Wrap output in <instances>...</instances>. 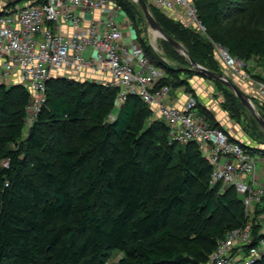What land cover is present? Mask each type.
<instances>
[{
	"label": "trees",
	"instance_id": "trees-1",
	"mask_svg": "<svg viewBox=\"0 0 264 264\" xmlns=\"http://www.w3.org/2000/svg\"><path fill=\"white\" fill-rule=\"evenodd\" d=\"M113 1L135 28L144 21L137 5ZM226 2L195 1L207 37L148 7L209 71L221 73L212 43L264 64V33H253L247 10L231 11ZM140 44L165 71L157 87L190 91L181 78L190 74L188 64L173 69ZM214 83L229 98L223 109L237 119L242 106ZM115 97V90L94 83L52 78L45 105L24 135L30 96L21 86H0V264H104L111 252L120 254L113 264H204L217 242L246 222L235 191L210 185L212 168L198 146L170 143L158 120L146 126L152 112L138 98L129 97L108 123ZM197 109L221 129L207 110ZM256 215L264 222V202ZM258 230L254 224V235Z\"/></svg>",
	"mask_w": 264,
	"mask_h": 264
},
{
	"label": "built area",
	"instance_id": "built-area-1",
	"mask_svg": "<svg viewBox=\"0 0 264 264\" xmlns=\"http://www.w3.org/2000/svg\"><path fill=\"white\" fill-rule=\"evenodd\" d=\"M195 1L145 0L185 29L207 37ZM124 17L113 0H29L22 7H7L0 14V86H21L28 92L26 119L42 110L46 84L57 77L115 90V107L138 98L167 127L171 143L198 146L212 168L210 185L221 191L232 188L242 203L246 222L218 241L204 264H257L264 258V222L256 215L264 202V166L260 174L256 171L261 154L212 127L199 115L192 95L182 107L169 105L171 88L157 87L165 71L137 43H124ZM212 45L220 68L243 83L254 105L264 107V64L259 58L240 60ZM254 224L259 225L255 235Z\"/></svg>",
	"mask_w": 264,
	"mask_h": 264
},
{
	"label": "rangeland",
	"instance_id": "rangeland-1",
	"mask_svg": "<svg viewBox=\"0 0 264 264\" xmlns=\"http://www.w3.org/2000/svg\"><path fill=\"white\" fill-rule=\"evenodd\" d=\"M15 1H18V0H0V14H2L7 7L11 8L12 6H15V5H16V7H22L29 2V0H21V1L17 2L16 4H14ZM127 1L136 5L132 0H127ZM12 4H14V5H12ZM226 7L228 9H230L231 11H233L234 9L241 10V11L247 10L246 16L249 17L248 20L249 21L252 20L253 24H254L253 33H255V34L264 33V0H257L251 4L243 3L240 0H227ZM137 27L138 28H135V26H132L130 21L127 19L126 16L123 18L122 29L124 32V43L125 44H128V43L134 41V43H137L140 46L141 45L140 41H142L144 44H148L150 47L153 45L155 48V50H153V51H154V53L157 54L158 58L161 59L163 62L167 63L168 65H170L173 69H177L178 71H180L182 69V64H184V65L187 64L182 56H180L178 53L174 52L172 49L171 50L167 49L166 43L163 40H160L158 38L157 40L152 42V40H151L152 34L149 33L147 26H146L144 21L142 23L138 24ZM136 31H138V32H136ZM178 58L182 59L183 63ZM240 60H245V59L241 58ZM187 68H188V72L190 74L189 75L183 74L181 76V78L187 80L188 83H190V81H191L192 85L195 88H197L201 83H203V81H202L203 78L198 77V75L196 73L189 70V66H187ZM220 72L222 74L226 75L227 77H229L234 82V84L243 93L246 91L243 83H241V81L239 79H237L232 73H230V71L220 68ZM249 74H253L252 69H251V71H249ZM197 81H199V82H197ZM196 83H198L199 85L197 86ZM211 83L213 84L212 86H213V90H214V94H212L213 95L212 100H214L216 105L217 104L219 105L218 106L219 108L220 107L223 108V106L225 108H228L229 102H227V101L229 100V98L226 97V93H225L224 89L221 86L216 85V83H214V82H211ZM212 86H211V88H212ZM188 87H189L190 91H186L187 95H189L191 93V88H190V86H188ZM45 102H46V98H45ZM219 102H220V104H219ZM44 105H45V103L42 105V107ZM118 110H119V107H115V109L111 112V114L107 118L108 123L113 122L114 118L117 115ZM216 110H218V109L216 108ZM40 112H41V110H40ZM40 112L37 113L32 119H26V123H25L26 128H25L24 135H26V131L28 130V128H30V126H32L37 121V119L40 115ZM216 115H217V113H216ZM260 115L263 116V118H264V111L263 110L260 112ZM233 121L237 124L238 128L242 132V135L245 138V142L247 144L249 143L248 145H251V147L255 146L254 148H258L259 150H264V143H263L264 142V134L260 131V129L258 128L256 123L253 121L251 116L247 113V111H245L244 109L241 108L239 110V116L237 117V119L234 118ZM152 123H154V119H153V117L152 118L150 117L147 119L146 126H148L149 124H152ZM172 144H175V143H172ZM256 159L258 161V163L256 164V171H257V174H260V172L262 171V167L264 166V154L257 156ZM3 165H5V164H3ZM119 258H120V254L118 252H111L107 255V258L105 259L104 264L116 263Z\"/></svg>",
	"mask_w": 264,
	"mask_h": 264
},
{
	"label": "water",
	"instance_id": "water-1",
	"mask_svg": "<svg viewBox=\"0 0 264 264\" xmlns=\"http://www.w3.org/2000/svg\"><path fill=\"white\" fill-rule=\"evenodd\" d=\"M21 0L15 1L14 4ZM140 9L145 24L149 33L153 34L154 36L158 37L160 40L166 42L176 53L184 58L186 63L189 66V70L193 71L197 75L201 76L202 78L207 79L211 82H217L221 84L224 88L230 91L233 96L238 100L240 105L247 113L251 116L254 120L260 131L264 134V119L260 115L259 111L257 110L254 103L234 84V82L222 73H215L212 71L207 70L206 68L202 67L201 65L197 64L193 59L190 57L188 51L185 47L169 36L159 25L155 17L153 16L152 12L150 11L147 3L145 0H132ZM153 50H155L154 46H151Z\"/></svg>",
	"mask_w": 264,
	"mask_h": 264
},
{
	"label": "crops",
	"instance_id": "crops-1",
	"mask_svg": "<svg viewBox=\"0 0 264 264\" xmlns=\"http://www.w3.org/2000/svg\"><path fill=\"white\" fill-rule=\"evenodd\" d=\"M198 77L201 76L198 75ZM202 81L203 83H201L200 85L196 83L197 86L199 85L198 87L196 86L197 88L192 85L191 81L190 83H188L191 88V93L189 95L195 97V99L198 101V105H200L203 109L207 110L210 113L215 123L220 126L221 130L225 131L232 139L242 144L248 145L249 143L247 144L245 142V138L243 137L242 132L238 128L237 124L230 119L229 115L222 107L219 108V105H216L214 100H212V94H214V90L211 81H208L204 78L202 79ZM187 96L188 95L186 94L184 88L172 90L170 99L167 101V103L171 106L182 107L187 99ZM216 108L218 110H216Z\"/></svg>",
	"mask_w": 264,
	"mask_h": 264
},
{
	"label": "bare ground",
	"instance_id": "bare-ground-1",
	"mask_svg": "<svg viewBox=\"0 0 264 264\" xmlns=\"http://www.w3.org/2000/svg\"><path fill=\"white\" fill-rule=\"evenodd\" d=\"M157 39H158V37H156V36H154V35L152 34V38H151L152 42H154V41L157 40Z\"/></svg>",
	"mask_w": 264,
	"mask_h": 264
}]
</instances>
